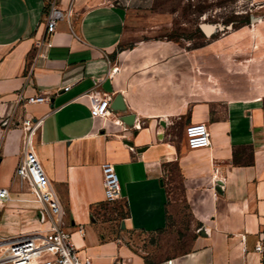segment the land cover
Returning a JSON list of instances; mask_svg holds the SVG:
<instances>
[{"label":"crops","instance_id":"0c3cea01","mask_svg":"<svg viewBox=\"0 0 264 264\" xmlns=\"http://www.w3.org/2000/svg\"><path fill=\"white\" fill-rule=\"evenodd\" d=\"M155 1L58 0L65 19L49 36L48 0H0V189L10 192L0 205V239L48 228L16 174L23 123L42 121L28 151L63 207L74 245L93 264H259L264 0H251L252 25L197 57L159 37L168 20L153 10ZM48 37L51 46H40ZM229 42V55L217 52ZM20 93L48 101L21 102ZM105 97L109 114L93 118L92 106ZM118 97L126 112L114 107ZM189 124L208 126L209 148H187ZM106 163L120 180L114 202L105 196ZM120 204L119 226L147 235L170 229L176 207L186 208L192 248L156 262L136 254L113 235L116 219L106 224V212Z\"/></svg>","mask_w":264,"mask_h":264},{"label":"built area","instance_id":"2783aa9c","mask_svg":"<svg viewBox=\"0 0 264 264\" xmlns=\"http://www.w3.org/2000/svg\"><path fill=\"white\" fill-rule=\"evenodd\" d=\"M65 14L58 8L56 2L47 7L45 20L48 35L51 36ZM51 46L48 37L39 44ZM19 101L27 103H44L48 98L43 95L24 98L18 95ZM111 99L105 97L94 103L91 108L93 118H104L110 112ZM42 121L26 120L23 123L25 157L18 166L16 174L26 182L30 193L41 205L40 222L48 228L35 231L29 235L11 239H0V264H93L92 259L83 256L72 241V233L64 226L63 207L50 188L49 180L35 154L28 151L34 134L41 128ZM186 145L189 150L207 149L211 146V136L207 125L189 124L185 128ZM103 186L108 202L121 198V185L116 170L112 164L102 166ZM10 200V192L0 189V205ZM254 252L259 257V264H264V231L260 233ZM113 264H120L117 261Z\"/></svg>","mask_w":264,"mask_h":264},{"label":"rangeland","instance_id":"374dc122","mask_svg":"<svg viewBox=\"0 0 264 264\" xmlns=\"http://www.w3.org/2000/svg\"><path fill=\"white\" fill-rule=\"evenodd\" d=\"M54 1L58 6V0H48V6ZM252 8L251 0H156L153 10L168 20V26L161 30L159 37L180 44L197 57L199 50L206 45L230 36L234 30L252 25V17L258 16L249 11ZM227 45L222 50L217 48V52L229 55L232 47L230 42ZM209 52L214 55V48ZM105 218L106 224H110L111 219H116L117 222L112 223L115 225L113 235L151 262L185 252L193 245L191 221L184 207H176L171 217L170 229L149 235L119 226L125 219V209L121 204L109 209Z\"/></svg>","mask_w":264,"mask_h":264},{"label":"water","instance_id":"95a60500","mask_svg":"<svg viewBox=\"0 0 264 264\" xmlns=\"http://www.w3.org/2000/svg\"><path fill=\"white\" fill-rule=\"evenodd\" d=\"M122 98L121 97H118L117 100H116V104L114 105V107L116 109H118L119 112H126V108L124 107L123 103H122ZM112 109H114L112 107ZM123 121L129 125H132L133 121H134V117L133 116H126L124 117Z\"/></svg>","mask_w":264,"mask_h":264}]
</instances>
